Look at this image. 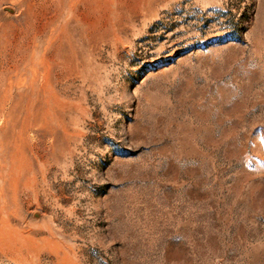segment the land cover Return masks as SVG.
<instances>
[{
  "label": "rangeland",
  "instance_id": "rangeland-1",
  "mask_svg": "<svg viewBox=\"0 0 264 264\" xmlns=\"http://www.w3.org/2000/svg\"><path fill=\"white\" fill-rule=\"evenodd\" d=\"M0 264H264V0H0Z\"/></svg>",
  "mask_w": 264,
  "mask_h": 264
}]
</instances>
